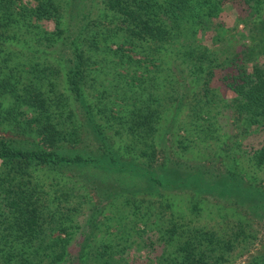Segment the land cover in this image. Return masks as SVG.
<instances>
[{"label": "trees", "instance_id": "1", "mask_svg": "<svg viewBox=\"0 0 264 264\" xmlns=\"http://www.w3.org/2000/svg\"><path fill=\"white\" fill-rule=\"evenodd\" d=\"M0 161V264H126L149 224L150 264H231L197 219L264 210V0H0Z\"/></svg>", "mask_w": 264, "mask_h": 264}, {"label": "rangeland", "instance_id": "2", "mask_svg": "<svg viewBox=\"0 0 264 264\" xmlns=\"http://www.w3.org/2000/svg\"><path fill=\"white\" fill-rule=\"evenodd\" d=\"M240 13H241L240 9L235 5L227 3L223 6V11L221 13L222 17L220 20L219 19L218 20L222 21L225 27L228 28L227 30L229 36L228 41L225 42L223 41L222 42L223 44L222 43L220 44L219 42L217 43V45L214 46L212 41V37L214 35L213 30H207L205 32H201L199 34V38L204 44L211 47L214 46L215 48H217V46L220 45L219 47H222L224 49L227 48L229 51L231 50V48H234L236 46L237 48H239V46H241L242 43L249 41L248 33L243 27V24L237 21ZM43 24L48 29L53 28V22L51 20L43 21ZM230 33H232V35H230ZM258 57L261 58L260 56ZM213 85L218 86L222 94H226L228 97L229 94H231L218 81H214ZM219 121L223 126V129L227 130L228 128H230V120L228 113H225L222 116H220ZM260 139L261 140L263 139V134L254 135V133H250L246 137L245 144L253 141V144L255 143V145H257ZM262 182H263L262 186L264 188V181ZM80 193H86V192L82 190L80 191ZM90 196H93V200L96 201L94 195H90ZM207 207H212V206L211 204H208ZM84 208H86V206H84ZM179 211L181 210L179 209ZM207 211L208 209L205 211L204 214L202 213L201 216H198L197 220L199 223L215 228L217 227L220 228L221 226H224L226 228V231H229L228 228H231V232H236V233L239 231H243L240 237L246 236L244 239L242 238L237 239L234 246L232 247L230 253L232 257L230 259L231 264H244L246 261H248V259L252 255L258 254L259 252L262 251L264 247V210L257 211L258 214H254V211L250 208H247L246 206L238 207V210H235L234 212L230 211L232 216L231 215L226 216L223 212L224 210L220 214L213 213V216H210ZM82 213L83 214L79 217L78 221L82 224L80 225V230L84 231L85 227L83 226L85 225L84 221H86L87 215L85 214L84 210L82 211ZM178 214L181 215V213ZM238 219L240 221H238ZM229 221L232 222L230 227H228ZM148 226L153 227V229L150 230L146 229V231H143L144 234L143 237L141 238L143 239V242H141L139 239L134 238L132 244L125 251L124 256L126 258V264H150L156 261L155 260L156 257L161 253L162 246H160L159 237H158L160 231L157 232V228H155L154 224H149ZM137 227L141 228L143 227V224L139 223ZM150 242H152L153 244L150 245Z\"/></svg>", "mask_w": 264, "mask_h": 264}]
</instances>
